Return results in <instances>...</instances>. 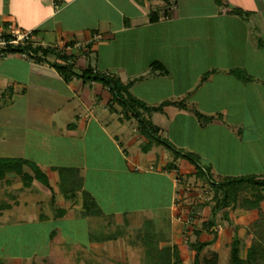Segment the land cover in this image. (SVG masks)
<instances>
[{"label":"crops","instance_id":"0c3cea01","mask_svg":"<svg viewBox=\"0 0 264 264\" xmlns=\"http://www.w3.org/2000/svg\"><path fill=\"white\" fill-rule=\"evenodd\" d=\"M166 8L163 0H0V32L7 25L30 30L32 45L63 48L71 54L75 71L89 63L98 71L117 73L122 82L142 76L129 91L146 104L155 105L164 99L183 100L186 105L212 116L201 127L188 109L165 105L161 111L148 115L159 128V136L196 153L214 177L264 175V0H175L174 9L164 11ZM233 8L246 13L238 15ZM150 13L157 15L155 20H149ZM49 58L30 60L18 53L13 58L10 55L1 58L0 68L12 70V75L1 76L0 84L6 83L22 95L32 82L43 81L55 89V95L60 94L62 104L51 115L50 132L64 140L61 153L67 161L63 166L79 169L83 187L101 210L99 215L89 216V224L94 225L98 218L108 215L114 224L125 226L115 239L102 242L90 241L92 234L87 231L86 245L78 247V252L65 253L69 262L100 264L105 258V261L111 259L112 264L133 263L126 257V249H143L134 233L143 219L148 218L159 239L157 247L177 245L182 263H186L184 256H188L191 264L194 251L189 243L187 253L185 246L176 242L177 196L171 190L176 188L177 173L190 176L193 169L180 172L178 158L173 160L175 169H165L172 160L165 148L151 145L146 151L141 150L144 137L136 129L131 133L124 128L122 115L110 104L106 87L98 81H82L77 76L64 81L50 65ZM152 61L164 64L168 72L163 75L151 72L148 66ZM230 68L243 70L251 79L233 75ZM208 70L212 71L200 80L201 74ZM8 97L5 99L10 102ZM76 145L79 150L74 155L76 149L73 151L72 147ZM18 157L30 159L31 156ZM55 166L58 165L42 168L53 184H57V173L51 169ZM86 170H92V182L95 176L98 178L97 172L108 170L111 178L117 180L116 174H129L137 183H129L120 198L123 207L118 211L102 210L96 195L87 189ZM143 176L150 182L135 178ZM6 178L11 180L6 183L2 179L8 186L15 179ZM33 182L23 187L19 180L15 187L10 186L5 191L11 198L5 201L9 207L0 210L21 206L28 218L40 220L37 205L41 201L53 211L49 190L43 185L34 189ZM111 194L109 207L116 206L114 202L118 201L116 193ZM52 196L54 206L60 207ZM58 200L66 205L60 207L64 210L60 217L72 206L74 215L81 216L79 193L73 200L64 199L62 194ZM259 205L264 213L262 201ZM239 208L222 210H228L226 223L235 219L239 225L236 233L241 238L243 226L255 219L256 211ZM223 228L214 229L216 237L204 249L217 252L215 241L217 237L221 239L219 230L222 232ZM126 233L133 236L127 242L123 237ZM200 236V241L211 237ZM249 238L250 233L241 240L240 246L244 248L242 254L239 251L241 257L245 256ZM92 249L98 252H88ZM140 263L148 264L149 257L143 253Z\"/></svg>","mask_w":264,"mask_h":264},{"label":"rangeland","instance_id":"374dc122","mask_svg":"<svg viewBox=\"0 0 264 264\" xmlns=\"http://www.w3.org/2000/svg\"><path fill=\"white\" fill-rule=\"evenodd\" d=\"M14 54H16V52L7 55L13 58ZM51 58L48 59L50 63L54 61V58ZM91 58L92 57H89L88 60L90 63H93ZM57 62H59V60H57ZM5 69L6 68H0V77L3 75H12V70L9 72V70L7 71ZM113 74L119 76L117 73ZM15 90L11 86L6 85V83L1 82L0 84V156L18 157L29 154L31 156L30 159H26L34 162L43 169L51 164L58 166L65 165L67 158L63 157V153H61V146L64 140L50 132L51 115L58 111L62 104L63 99L60 94L55 95V89L43 81L38 83L32 82L30 88L22 95L16 93ZM1 96H9L8 99L10 102L6 101V97L2 99ZM110 104L117 109L116 113L122 115L120 106H117L113 102ZM150 113H144V116L149 118L148 115ZM121 119L124 122V128L134 133V129H136L137 125L136 119L134 117L122 118V116ZM161 148L163 147L161 146ZM72 149L73 151L76 149V151H74V155H76V152L79 150V145L72 147ZM166 152L170 157L169 159L173 158L168 150H166ZM132 159L131 157V160ZM176 164L180 172L190 168L193 169L192 164L181 157H178ZM86 171L85 179L87 189H90L96 195L101 209L106 211H118V209L123 207V201L120 198L123 196L124 191L129 187V183H137V181H132V176L129 174L125 176L116 174V180L111 178L112 174L110 171L100 170L97 172L98 178H95V176L93 178V182L95 183L92 184L93 182L90 178L92 170ZM177 175L178 173L176 174V188L174 187L171 190L173 195L176 194L177 196L176 242L179 243L181 247L185 246L187 250L185 252L189 253V249L186 245L198 237L194 233L193 228H200L202 226V221L213 218V227L204 230L201 236L199 235V238H209L212 232L215 231L214 229L223 228L224 225V231L221 232V230H219L221 239L217 237L215 241L217 244L214 248L218 252L217 264H229L228 242L233 233L237 232L239 225H236L235 219L226 223V220L229 221L228 210L223 211L219 209L215 212L214 216H212L210 209L214 204V199L212 197L214 188L208 180L196 178L193 175ZM210 175L213 179L216 178L212 174ZM124 178H128L129 181L127 182V179L125 180ZM135 178L136 180L143 181V183L146 181L150 182V180L144 176ZM18 182L19 179L15 177L14 181L8 186L0 179V202L6 200L10 201L11 198L5 194V191H7L10 186L15 187ZM41 185L39 181L34 180L32 187L34 188ZM49 186L50 188L45 187L49 190L50 195H54V201L59 203L56 205L60 207L66 206L65 203L58 200L61 193L59 192L57 184H53V181H50ZM53 188L55 193L53 192ZM252 188L255 189V187ZM113 192L116 193L115 196H117L118 201L114 202L116 206L111 205L109 207L108 197H112L111 193ZM262 193V203L264 204V190ZM30 204L34 206L33 203ZM37 207H39L41 211L37 217L40 220L28 218L24 208L21 206L14 207L15 209L0 210V264H74L69 262L65 253L67 251L78 252V247L85 246L87 242V231L94 236H98L119 233L125 229V226L122 224H114V219L112 216L108 215L100 217V219L98 218V221H96L94 225H91L89 224L91 223L89 216V221H87V219L83 218L84 215H74L75 210L73 206L67 208V214L60 218H56L48 205L41 201L38 203ZM238 207L239 206H236L235 208L237 209ZM242 209L244 210V208H241V210ZM40 214L44 217L40 218ZM253 222L254 220L249 222L246 226H243L244 230L241 231L240 234L242 241L244 238L248 237V233H250L251 230L249 225ZM132 224L134 223L132 222ZM123 237L125 242L133 238L131 233H126ZM125 242L124 244L126 246ZM102 249L103 251L106 250L105 247ZM243 249V246H240V254L243 253ZM88 252L96 254L98 251L92 249ZM125 255L132 260L133 263L131 264H141L140 260L143 255L141 248L126 249ZM101 256L104 257L103 254ZM114 259H116V257ZM184 260L186 262L185 264H190L188 256H184ZM110 261L111 259L105 261V258H102L100 264H112ZM96 264L99 263L96 262Z\"/></svg>","mask_w":264,"mask_h":264},{"label":"trees","instance_id":"16d2710c","mask_svg":"<svg viewBox=\"0 0 264 264\" xmlns=\"http://www.w3.org/2000/svg\"><path fill=\"white\" fill-rule=\"evenodd\" d=\"M166 3V0H163ZM165 9L164 11H166ZM234 13L244 15L246 12L233 8ZM157 15L150 13L149 20H155ZM10 52H24L32 59L37 61H46L48 56H53L54 61L50 63L64 81H68L72 76L79 77L82 81L94 80L100 82L110 93V103L114 102L120 106L122 117H134L136 119V131L142 135L145 142L141 145V150L146 151L151 145H160L172 154V160L168 162L165 169H175L173 162L178 157L186 159L193 166L191 173L196 178H204L208 180L214 188L213 199L214 204L211 206L210 212L214 216L215 212L222 208L234 209L236 206L247 210H255L256 217L254 222L249 225L250 238L249 244L245 250V256L239 254L241 238L234 232L231 236L228 251L229 264H264V213L260 208V201L263 200L264 190V175L257 177L255 175H238V176H218L213 179L209 173V169L199 161V156L188 150H184L175 146L167 138L159 136L158 127L153 122L144 116V113L152 111H161L162 107L168 104H173L180 108L188 109L196 118L199 126L203 127L211 119V115L200 112L194 106H188L183 100L164 99L157 105H149L139 98L135 97L129 87L142 76H137L122 82L118 76L113 73L98 71L89 63L75 71V61L73 56L64 51L62 48L54 46H41L26 43L23 45L8 46ZM88 54V50H85ZM59 60V62H57ZM68 60H71L69 62ZM149 69L155 74H166L167 67L158 62L152 61L149 64ZM212 70L205 71L201 74L200 80H203ZM229 72L235 76L245 79L251 77L238 68H230ZM57 173V186L59 192L66 200H73L79 193L81 204V215L93 216L101 213L100 208L92 195L83 187V178L77 167L72 166H55L51 168ZM17 177L20 180L21 186H29L33 180L39 181L42 185L50 188L46 172L37 164L22 157H7L0 156V179L10 183L11 180L6 177ZM178 176V175H177ZM252 187H255L253 189ZM49 205L52 207L54 216L60 217L64 210L60 207H55L53 196H50ZM9 205L5 201L0 202V209L7 208ZM40 214V218H43ZM200 228L194 229L196 236L206 229H210L213 224V218L202 221ZM152 221L148 218L143 219L141 227L134 233L139 243L144 245L143 253L149 257L148 264H183L179 256L177 245L157 247L159 239L152 231ZM52 235V234H51ZM119 233L109 235L89 236L90 241H106L115 239ZM216 237V232L213 231L209 239L200 241L198 237L188 246L194 251L191 264H217L218 254L216 251L206 248L211 244ZM204 249V250H203Z\"/></svg>","mask_w":264,"mask_h":264},{"label":"built area","instance_id":"2783aa9c","mask_svg":"<svg viewBox=\"0 0 264 264\" xmlns=\"http://www.w3.org/2000/svg\"><path fill=\"white\" fill-rule=\"evenodd\" d=\"M167 10H172L175 7V0H166ZM30 43V30H21L13 25H7L5 30L0 32V59L9 53L8 46H16ZM68 46H66L67 48ZM26 59H32L27 53L16 52ZM71 62V60H68Z\"/></svg>","mask_w":264,"mask_h":264}]
</instances>
